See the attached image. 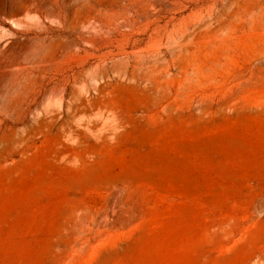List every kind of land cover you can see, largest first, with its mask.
Segmentation results:
<instances>
[{
    "label": "rangeland",
    "instance_id": "obj_1",
    "mask_svg": "<svg viewBox=\"0 0 264 264\" xmlns=\"http://www.w3.org/2000/svg\"><path fill=\"white\" fill-rule=\"evenodd\" d=\"M0 264H264V0H0Z\"/></svg>",
    "mask_w": 264,
    "mask_h": 264
}]
</instances>
